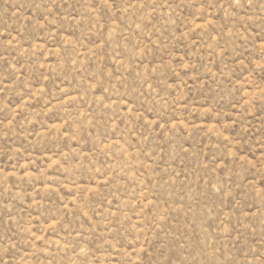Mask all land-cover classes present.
Listing matches in <instances>:
<instances>
[{
	"label": "rangeland",
	"instance_id": "obj_1",
	"mask_svg": "<svg viewBox=\"0 0 264 264\" xmlns=\"http://www.w3.org/2000/svg\"><path fill=\"white\" fill-rule=\"evenodd\" d=\"M0 264H264V0H0Z\"/></svg>",
	"mask_w": 264,
	"mask_h": 264
}]
</instances>
